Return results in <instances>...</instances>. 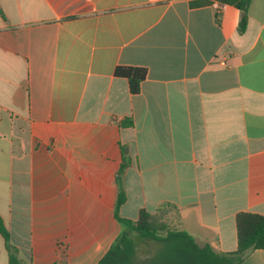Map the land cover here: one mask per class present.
<instances>
[{
  "label": "crops",
  "instance_id": "0c3cea01",
  "mask_svg": "<svg viewBox=\"0 0 264 264\" xmlns=\"http://www.w3.org/2000/svg\"><path fill=\"white\" fill-rule=\"evenodd\" d=\"M215 4L0 0V215L23 264H99L122 230L123 148L125 219L174 205L232 254L237 214L264 216V0L244 33ZM118 66L147 68L139 94Z\"/></svg>",
  "mask_w": 264,
  "mask_h": 264
},
{
  "label": "trees",
  "instance_id": "16d2710c",
  "mask_svg": "<svg viewBox=\"0 0 264 264\" xmlns=\"http://www.w3.org/2000/svg\"><path fill=\"white\" fill-rule=\"evenodd\" d=\"M216 1L242 11L239 28L240 33H244L247 28V8L250 0ZM208 3L202 1L198 5ZM147 75L148 70L145 67L118 66L115 70V76L128 80L133 95L140 93L141 84ZM122 152L123 164L117 173L120 191L115 207V218L122 230L99 264H138L137 249L150 241L155 242V250L148 260L149 264H241L248 253L264 250V216L259 214L247 212L237 214L238 250L232 254L217 253L209 245L201 246L191 235L180 230L181 217L174 205L165 204L155 214L141 210L137 221L121 217L120 209L127 200L122 188V178L129 166L126 149L123 148ZM0 234L9 253V264H23L18 256V249L11 243L10 231L1 215Z\"/></svg>",
  "mask_w": 264,
  "mask_h": 264
},
{
  "label": "rangeland",
  "instance_id": "374dc122",
  "mask_svg": "<svg viewBox=\"0 0 264 264\" xmlns=\"http://www.w3.org/2000/svg\"><path fill=\"white\" fill-rule=\"evenodd\" d=\"M155 250V242L150 241L147 244H142L137 249V258H138V264H149V259L153 254V251Z\"/></svg>",
  "mask_w": 264,
  "mask_h": 264
},
{
  "label": "built area",
  "instance_id": "2783aa9c",
  "mask_svg": "<svg viewBox=\"0 0 264 264\" xmlns=\"http://www.w3.org/2000/svg\"><path fill=\"white\" fill-rule=\"evenodd\" d=\"M215 7H216L217 9H221L223 6H221V5H219V4H215Z\"/></svg>",
  "mask_w": 264,
  "mask_h": 264
}]
</instances>
